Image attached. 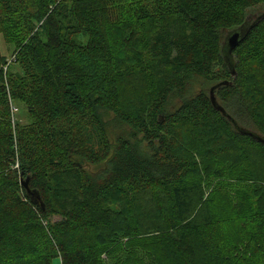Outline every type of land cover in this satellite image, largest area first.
<instances>
[{"label":"trees","instance_id":"16d2710c","mask_svg":"<svg viewBox=\"0 0 264 264\" xmlns=\"http://www.w3.org/2000/svg\"><path fill=\"white\" fill-rule=\"evenodd\" d=\"M261 5L0 0V264H264Z\"/></svg>","mask_w":264,"mask_h":264},{"label":"water","instance_id":"95a60500","mask_svg":"<svg viewBox=\"0 0 264 264\" xmlns=\"http://www.w3.org/2000/svg\"><path fill=\"white\" fill-rule=\"evenodd\" d=\"M264 19V12L260 15H253V16H249L245 23L239 27L238 29L232 31L225 43H224V52H225V59L227 60V63L229 65V68L231 70L232 76L235 77L236 76V71L235 69L232 68L231 65V57L233 54V51L238 47V45L240 44V42L248 35V33L257 26V24L262 21ZM230 60V61H229ZM227 85H232V82H223V83H219L215 86H213L210 90V100L212 103V106L219 111L225 118H227L229 121H231L236 129L241 132L242 134H246L249 135L253 138H255L257 141L264 143V138H262L259 135H256L255 133H253L250 130L247 129H243L241 127L238 126V124L235 122V120L232 118V116L230 114L227 113V111L225 110V108L223 106H221L216 98V94L215 91L220 88L221 86H227ZM22 185L28 190V185H29V179H27L26 181H22Z\"/></svg>","mask_w":264,"mask_h":264},{"label":"rangeland","instance_id":"374dc122","mask_svg":"<svg viewBox=\"0 0 264 264\" xmlns=\"http://www.w3.org/2000/svg\"><path fill=\"white\" fill-rule=\"evenodd\" d=\"M264 12V5H261L259 7H256V8H252L248 11L247 13V16L248 15H260ZM1 42V50H2V55L6 56L9 58V60L7 61L8 64H11L12 62L15 61V55H13L14 53V47L13 45H10L8 44L7 42H3L2 40L0 41ZM12 71L14 73H21V70L19 69L18 65L14 64L12 66ZM5 69L7 67H4ZM213 85V83L211 84H208L206 89H207V93L209 94L210 90H211V86ZM14 107H16L17 111L16 112H12V109L10 110V115H11V121H12V124L16 126V124H21V125H28L31 123V120L28 118L27 116V112H26V109L25 107L21 104V103H18V102H11ZM252 128V129H251ZM250 129L251 130H254L256 131L255 128L251 127ZM259 186H262L264 187V180L259 183ZM247 187V184L245 182H241V181H235L233 183V187H232V193H235V191L237 189H243V188H246ZM54 264H61V260L60 259H57L56 261H54Z\"/></svg>","mask_w":264,"mask_h":264},{"label":"built area","instance_id":"2783aa9c","mask_svg":"<svg viewBox=\"0 0 264 264\" xmlns=\"http://www.w3.org/2000/svg\"><path fill=\"white\" fill-rule=\"evenodd\" d=\"M11 109H12V112H16L17 111V109H16V107H14V105L11 106Z\"/></svg>","mask_w":264,"mask_h":264}]
</instances>
